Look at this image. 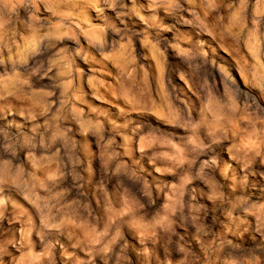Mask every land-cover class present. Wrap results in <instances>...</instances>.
Returning <instances> with one entry per match:
<instances>
[{
    "label": "rangeland",
    "instance_id": "1",
    "mask_svg": "<svg viewBox=\"0 0 264 264\" xmlns=\"http://www.w3.org/2000/svg\"><path fill=\"white\" fill-rule=\"evenodd\" d=\"M0 264H264V0H0Z\"/></svg>",
    "mask_w": 264,
    "mask_h": 264
}]
</instances>
